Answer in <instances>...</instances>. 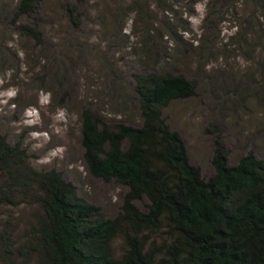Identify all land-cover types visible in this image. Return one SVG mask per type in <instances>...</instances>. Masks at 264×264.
<instances>
[{
  "label": "trees",
  "instance_id": "1",
  "mask_svg": "<svg viewBox=\"0 0 264 264\" xmlns=\"http://www.w3.org/2000/svg\"><path fill=\"white\" fill-rule=\"evenodd\" d=\"M41 1L15 0L0 12L3 19L10 10L9 25L36 45L48 40L36 19L29 22ZM204 1L203 35L196 48L209 54L216 44L221 60L238 55L261 64L259 74L251 72L242 82L257 79L264 85V0ZM77 3L61 5L73 28L82 23ZM225 21L232 25L222 38L218 28ZM157 30L148 28L153 34ZM143 43L138 61L154 71L131 74L140 122H119L113 129L90 107L81 114L88 172L127 189L120 213L106 216L100 206L79 196L60 171L36 169L27 150L0 135V208L36 206L23 230L10 212L0 213V264H264V159L249 150L232 164L216 139L213 173L204 178L164 115L173 102L196 93V80L164 68L175 59L188 64V53L182 50L170 59L153 55L152 41ZM31 72L41 85L54 82V96L63 101L71 88L69 71L53 65L49 74ZM217 79L223 88L236 87V81ZM254 88L248 86L246 94L257 96ZM118 97L123 106L124 96ZM119 237L118 254L114 243Z\"/></svg>",
  "mask_w": 264,
  "mask_h": 264
},
{
  "label": "rangeland",
  "instance_id": "2",
  "mask_svg": "<svg viewBox=\"0 0 264 264\" xmlns=\"http://www.w3.org/2000/svg\"><path fill=\"white\" fill-rule=\"evenodd\" d=\"M14 1L0 0V12L4 5L11 8ZM67 1L42 0L29 18V22L36 19L40 32L48 36L42 44L36 45L9 25L10 10L0 17V135L27 150L36 169H57L79 196L100 206L106 216L114 218L120 213L127 189L88 172L81 114L90 107L113 129L119 122H140L131 74L146 69L138 61L143 41H152L153 55L159 52L174 59L182 50L188 53V64L175 59L166 61L164 68L196 80V93L173 102L164 115L182 136L191 163L200 168L204 178L213 173L216 139L232 164L249 150L264 159V85L254 78L242 82L251 72L259 74L263 66L238 55L221 60L216 44L209 54L199 52L196 46L203 35L204 0H165L166 4L163 0H74L82 19L74 28L61 6ZM230 25L228 21L220 24L219 37L230 33ZM148 28L158 30L153 34ZM53 65L72 75L71 88H66L68 94L61 102L54 96V82L41 85L31 78L32 70L49 74ZM219 75L228 82L236 81V87L223 88ZM248 86L257 87L252 90L257 96L246 94ZM118 96H124L123 106ZM144 203L138 206L142 208ZM35 210L36 206L29 204L4 206L0 213L6 216L5 212H10L23 230ZM114 244L119 254L122 239L117 238Z\"/></svg>",
  "mask_w": 264,
  "mask_h": 264
}]
</instances>
